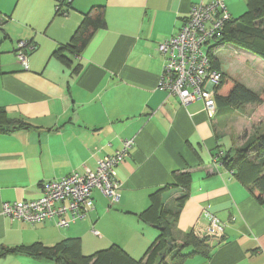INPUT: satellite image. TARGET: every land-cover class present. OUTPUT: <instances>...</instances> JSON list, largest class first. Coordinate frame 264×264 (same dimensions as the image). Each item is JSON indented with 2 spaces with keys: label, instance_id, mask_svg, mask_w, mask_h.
Returning <instances> with one entry per match:
<instances>
[{
  "label": "crops",
  "instance_id": "obj_1",
  "mask_svg": "<svg viewBox=\"0 0 264 264\" xmlns=\"http://www.w3.org/2000/svg\"><path fill=\"white\" fill-rule=\"evenodd\" d=\"M200 1L209 0H69L60 12L59 0H0V109L28 125L0 132V249L78 237L83 254L116 244L140 258L158 235L153 222L140 218L158 190L159 201L178 213L174 238L212 225L220 230L208 256L192 255L183 264H264V201L221 160L249 137L244 107L251 118L249 110L259 106L228 108L217 94L209 117L201 101L184 104L159 87L166 57L158 44ZM223 1L231 17L247 9L246 0ZM93 6H103L105 25L73 55L66 46ZM20 38L34 45L27 68L14 54ZM216 44L209 52L218 67L211 56L212 65L244 85L240 72L216 56ZM245 54L264 67L258 56ZM123 139H131L132 148L116 168L118 201L110 204L94 189L92 211L66 227L2 215L3 203L39 198L43 183L94 169ZM184 175L187 187L177 184ZM0 264L53 262L15 253L0 257Z\"/></svg>",
  "mask_w": 264,
  "mask_h": 264
},
{
  "label": "trees",
  "instance_id": "obj_2",
  "mask_svg": "<svg viewBox=\"0 0 264 264\" xmlns=\"http://www.w3.org/2000/svg\"><path fill=\"white\" fill-rule=\"evenodd\" d=\"M62 5H69V2H60L58 8L60 12H63ZM246 8V11L240 16L231 17L226 21L216 36L215 43H236L264 57V0H246ZM1 19L0 13V21ZM255 21L259 25H256ZM104 25L103 6H93L84 14L66 46L67 49L71 54L79 55L92 33ZM55 54L58 57L63 56L59 49L55 51ZM211 56L214 65L218 67L215 58L212 54ZM65 58L66 60L63 59L65 62L69 60V58ZM221 77L217 97L225 107L238 108L244 104L258 105L263 102L264 90L258 94L230 79L226 74L222 73ZM14 127H28V125L22 120L9 118L5 111L0 109V132L12 130ZM251 153L253 154L252 158L249 157ZM221 160L236 169L239 178L258 201H264V134L255 133V135L249 136L240 149L233 153V156L224 153ZM177 179V184L187 187L189 178L186 175ZM170 186L161 189L164 190ZM154 193V195H150V203L140 213V218L153 222V225L158 229V235L140 258H133L116 244L91 254H83L81 241L78 237L61 239L52 245L35 242L30 245L1 248L0 257L23 253L34 258L51 260L53 264H183L185 259L192 255L208 256L212 245L206 239L194 235L192 231L185 233L182 239H176L171 235L172 226L178 213L172 209L171 205L165 206L163 202L159 201L158 193L160 192L158 190ZM185 196V194L181 195L177 199L176 207L177 205L179 208L181 207Z\"/></svg>",
  "mask_w": 264,
  "mask_h": 264
},
{
  "label": "built area",
  "instance_id": "obj_3",
  "mask_svg": "<svg viewBox=\"0 0 264 264\" xmlns=\"http://www.w3.org/2000/svg\"><path fill=\"white\" fill-rule=\"evenodd\" d=\"M230 18L223 0L200 1L191 6L178 31L158 44V50L166 57L159 87L168 95L177 96L184 104L201 101L209 117L216 110L215 98L222 75L212 65L209 49ZM33 48L28 38L16 41L14 54L24 68H27V54ZM131 147L132 140L123 139L121 147L99 158L94 169L73 170L67 176L43 183L39 198L3 203L2 215L11 221L30 223L53 220L55 225L66 227L87 217L94 208V189L110 204L118 201L116 168L129 155ZM92 232L98 234L93 228ZM192 232L210 245L221 238L220 230L214 225Z\"/></svg>",
  "mask_w": 264,
  "mask_h": 264
},
{
  "label": "rangeland",
  "instance_id": "obj_4",
  "mask_svg": "<svg viewBox=\"0 0 264 264\" xmlns=\"http://www.w3.org/2000/svg\"><path fill=\"white\" fill-rule=\"evenodd\" d=\"M255 23L256 25L258 24L256 21ZM30 43L33 44L31 41ZM15 45H16V42H15ZM217 47L218 48L214 51L217 54L216 56L218 55L222 56L225 59L226 63L230 64V66H232L233 69L236 70L237 72H240L238 75L239 76L238 80H242L245 82V84H248V86L253 87L252 88L253 90H252L251 88H248L247 85L244 84V86L247 87L248 89L252 90L253 92H255L254 90H256L257 92H260L258 94H261L264 90V67H262V65L260 66L255 65L253 61H251L249 57L246 56L247 54H245V52L256 55L263 61H264V57L253 53L251 50L246 49L247 47H244L243 45L240 46L232 42H220L217 44ZM235 51L237 53H239L238 51L244 52L243 53L244 56L239 53V55L243 56L242 59H239L238 56H235ZM243 65L245 67H242ZM223 74H226V73H223ZM229 78L233 79L232 77H229ZM216 94H218V92ZM258 106L259 107L257 109L256 108L253 109V112H252V109L249 110V113L251 114V118H248V110L246 107H244L245 112L243 113L245 115L243 116L245 117L243 121L245 122L244 126H246L249 129V131L246 130L248 131L247 133L248 136H253L255 135V133L264 134V100L261 104H258ZM247 119L249 121H247Z\"/></svg>",
  "mask_w": 264,
  "mask_h": 264
}]
</instances>
